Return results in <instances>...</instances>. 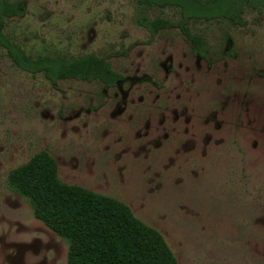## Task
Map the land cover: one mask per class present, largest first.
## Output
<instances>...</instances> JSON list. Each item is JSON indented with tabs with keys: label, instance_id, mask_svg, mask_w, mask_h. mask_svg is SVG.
<instances>
[{
	"label": "rangeland",
	"instance_id": "rangeland-1",
	"mask_svg": "<svg viewBox=\"0 0 264 264\" xmlns=\"http://www.w3.org/2000/svg\"><path fill=\"white\" fill-rule=\"evenodd\" d=\"M11 1L23 14L5 32L29 55L94 53L125 80L53 86L0 46V264H81L62 233L105 216L121 221L131 260L149 228L164 238L175 260L144 264H264V9L247 8L242 26L191 21L202 59L178 28L152 36L138 23L181 22L176 8ZM18 169L39 216L10 181ZM53 172L88 193L57 190Z\"/></svg>",
	"mask_w": 264,
	"mask_h": 264
},
{
	"label": "trees",
	"instance_id": "trees-1",
	"mask_svg": "<svg viewBox=\"0 0 264 264\" xmlns=\"http://www.w3.org/2000/svg\"><path fill=\"white\" fill-rule=\"evenodd\" d=\"M138 3L159 9H179L182 16L181 22H171L161 16L151 19L142 15L138 23L152 36L170 28L180 29L195 52L203 51L204 40L200 35L192 33L189 27L191 21L226 20L233 24L243 25V15L247 8L264 9V0H138ZM22 14L23 7L21 5L11 0H0V46L6 50L12 63L19 69L33 75L41 74L53 86H57L60 81L71 78L84 82H100L104 87L110 88L115 87L123 79V76L112 68L105 56L94 53L79 57H51L47 55L32 57L19 44L10 39L5 32L7 20L22 16ZM36 158L24 168L31 166ZM51 160L53 161L52 158ZM19 170L13 171L10 181L22 196L30 200L33 210L39 216L44 211L43 201L38 195L17 181L16 174ZM51 181L57 190L88 193L81 187L61 183L56 172L52 173ZM110 219L107 216L98 218V221L85 224L77 231L62 233L64 239L68 240L70 244V253L74 259L81 261L87 258V261L82 260L81 264H144L147 254L152 252L156 255L155 260L162 254L169 255L173 261L175 260L164 238L150 228L151 239L148 250L142 251L136 245V256L134 260H131L123 243L125 235L120 233L121 221L115 222L113 220L112 223ZM112 226L115 228V232L110 233L109 228ZM162 264L167 263L163 262Z\"/></svg>",
	"mask_w": 264,
	"mask_h": 264
},
{
	"label": "flooded vegetation",
	"instance_id": "flooded-vegetation-1",
	"mask_svg": "<svg viewBox=\"0 0 264 264\" xmlns=\"http://www.w3.org/2000/svg\"><path fill=\"white\" fill-rule=\"evenodd\" d=\"M236 25H238V24H236ZM239 26H242V25H239ZM180 30V29H179ZM193 33V32H192ZM194 34H196V33H194ZM196 35H200V34H196ZM202 38H203V40H204V49H203V51L202 52H195L194 50H193V48H192V45H191V50H192V53L195 55V56H197V57H200V58H202V59H207L208 58V53H207V46H206V40L204 39V37L202 36V35H200ZM188 41V40H187ZM189 42V41H188ZM190 43V42H189ZM122 76V75H121ZM125 80V77L123 76V79L117 84V85H119L120 83H122L123 81ZM116 85V86H117ZM115 86V87H116ZM110 88H114V87H110ZM107 89H109V88H107Z\"/></svg>",
	"mask_w": 264,
	"mask_h": 264
}]
</instances>
